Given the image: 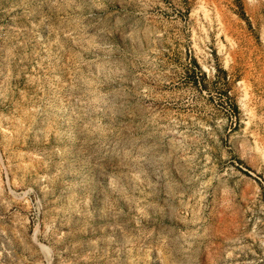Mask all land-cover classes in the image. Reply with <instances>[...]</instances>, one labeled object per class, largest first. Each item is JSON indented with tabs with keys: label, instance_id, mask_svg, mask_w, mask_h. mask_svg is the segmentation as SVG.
<instances>
[{
	"label": "rangeland",
	"instance_id": "374dc122",
	"mask_svg": "<svg viewBox=\"0 0 264 264\" xmlns=\"http://www.w3.org/2000/svg\"><path fill=\"white\" fill-rule=\"evenodd\" d=\"M0 264H264V0H0Z\"/></svg>",
	"mask_w": 264,
	"mask_h": 264
}]
</instances>
